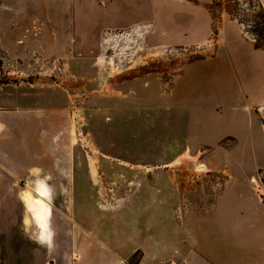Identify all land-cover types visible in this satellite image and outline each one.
<instances>
[{"label": "rangeland", "instance_id": "374dc122", "mask_svg": "<svg viewBox=\"0 0 264 264\" xmlns=\"http://www.w3.org/2000/svg\"><path fill=\"white\" fill-rule=\"evenodd\" d=\"M212 1L215 25L227 9L252 44L264 47V36L250 28L260 20L255 0ZM96 2L102 7L108 0ZM215 34L201 45L152 48L133 27L102 28L91 60H15L0 52V83L17 85H6L0 97L15 95L34 107L41 102L48 119L45 164L50 168L57 152L65 153L61 163L70 170L64 177L51 170L47 179L53 222L65 223L54 242L64 243L72 264H127L120 260L137 249L140 259V236L134 239L129 225L140 221L133 202L140 180L157 181L162 195L184 193L186 185L190 193L211 196L225 181L228 193L234 184L260 178L264 184V100L254 117L233 102V71L221 57L209 58L216 52ZM249 78L253 85L255 73ZM62 178L64 205L62 185H52ZM174 179L176 189L169 183ZM35 190L27 194L35 197ZM124 197L127 203L117 202Z\"/></svg>", "mask_w": 264, "mask_h": 264}, {"label": "crops", "instance_id": "0c3cea01", "mask_svg": "<svg viewBox=\"0 0 264 264\" xmlns=\"http://www.w3.org/2000/svg\"><path fill=\"white\" fill-rule=\"evenodd\" d=\"M212 2L108 0L101 7L96 0H0V52L15 60L35 55L91 60L102 28L133 27L143 32L152 48L201 45L216 32V52L209 58L221 57L223 66L233 71L238 88L233 102L254 117L253 110L264 100V48L254 47L225 10L215 25ZM241 51L246 58H240ZM6 85L17 87L0 83V92ZM40 103L34 107L15 95L0 97V264L73 262L64 243L54 242L56 230L60 232L65 223L61 218L53 222L47 179L51 170L64 177L70 168L61 163L62 152H57L50 168L45 164L48 119ZM65 182L52 183L63 187L60 205L68 202ZM169 183L178 186L176 179ZM228 183L223 182L211 196L190 193L189 185L184 193L162 195L157 181L140 180V198L133 201L140 208V221L129 223L134 239L140 236L136 264H264L263 181L234 184L233 193H228ZM28 188H36L35 197L27 194ZM52 194L55 197L54 190ZM37 198L49 205L41 217L34 204ZM127 199L117 202L127 203ZM51 213L56 226L52 244ZM72 254L77 258V253Z\"/></svg>", "mask_w": 264, "mask_h": 264}, {"label": "trees", "instance_id": "16d2710c", "mask_svg": "<svg viewBox=\"0 0 264 264\" xmlns=\"http://www.w3.org/2000/svg\"><path fill=\"white\" fill-rule=\"evenodd\" d=\"M253 6L259 11V17H260V20L259 21H252L253 22V25L250 26V28H258V31H257V35L258 36H264V5L260 2V0H255V4H253ZM232 19H235L237 20L234 15L232 14V12H230L229 10L227 9H224ZM237 22L242 25V21L240 20H237ZM254 47L256 48H264V47H260L259 45H257L256 43L253 44ZM139 252L138 250L135 251L131 257L127 260V264H136L139 260V255H137ZM134 256H137L135 259H133Z\"/></svg>", "mask_w": 264, "mask_h": 264}, {"label": "bare ground", "instance_id": "6f19581e", "mask_svg": "<svg viewBox=\"0 0 264 264\" xmlns=\"http://www.w3.org/2000/svg\"><path fill=\"white\" fill-rule=\"evenodd\" d=\"M187 156L189 157V155H187ZM34 204H35L36 208H38L40 211V214H39L40 217L42 216V212L46 211L47 208L49 207L47 202L41 198L35 199Z\"/></svg>", "mask_w": 264, "mask_h": 264}]
</instances>
